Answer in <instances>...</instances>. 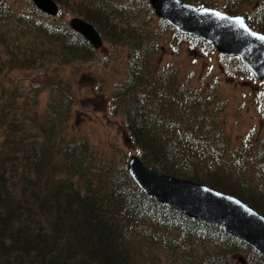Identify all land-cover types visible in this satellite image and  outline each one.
I'll list each match as a JSON object with an SVG mask.
<instances>
[{"label": "trees", "instance_id": "16d2710c", "mask_svg": "<svg viewBox=\"0 0 264 264\" xmlns=\"http://www.w3.org/2000/svg\"><path fill=\"white\" fill-rule=\"evenodd\" d=\"M55 1L59 13L49 16L31 0H0V264H233L242 249L264 264L244 242L145 194L117 147L97 148L70 128L78 82L107 79L108 113L122 118L142 161L264 214L263 134L252 128L235 143L226 126L232 99L213 64L181 74L160 55L185 43L215 53L224 76L264 84L237 57L156 17L148 0ZM182 1L242 14L264 32V0ZM71 16L90 22L103 45L73 31ZM22 72L31 73L28 86ZM239 96L264 122V89Z\"/></svg>", "mask_w": 264, "mask_h": 264}, {"label": "water", "instance_id": "95a60500", "mask_svg": "<svg viewBox=\"0 0 264 264\" xmlns=\"http://www.w3.org/2000/svg\"><path fill=\"white\" fill-rule=\"evenodd\" d=\"M31 1L43 13L57 14L54 0ZM148 1L157 17L165 19L181 33L212 43L225 55H238L253 75L264 82V39H260L264 34L251 30L241 15H229L209 7L198 8L180 0ZM237 21H242L243 27ZM68 24L94 48L102 45L91 23L73 16ZM126 166L135 183L156 201L222 229L264 257V215L240 198L206 184L161 173L143 163L136 154L129 156Z\"/></svg>", "mask_w": 264, "mask_h": 264}, {"label": "rangeland", "instance_id": "374dc122", "mask_svg": "<svg viewBox=\"0 0 264 264\" xmlns=\"http://www.w3.org/2000/svg\"><path fill=\"white\" fill-rule=\"evenodd\" d=\"M247 22V20H246ZM248 23V22H247ZM199 48H187L185 43H181L178 52H171L168 49L162 52L160 55V64L167 61H176L179 66L180 73L186 71L198 72L202 66H208L213 64L214 71L219 74L220 91L226 98H231L233 107L230 113V120L228 122L227 130L232 134L235 143L240 142L244 133L247 130H252L254 133L258 132L261 136H264V122L257 118L252 109L240 108L241 97L239 92L242 91L249 95V91L253 92V89H259L264 87L259 86L255 81L243 82V79L235 81V79L224 76L220 69L217 68L216 56L213 52H198ZM198 54L202 56L198 59ZM196 58V61L193 59ZM96 74V73H95ZM18 76L22 79L21 82L24 86H28L31 76L29 72L19 73ZM106 81V82H105ZM101 80L99 78H82L78 82L80 88V103L72 111V121L70 122V128L73 132L81 133L86 136L87 139L95 145L97 148H105L106 143H110L111 146L117 147V149L125 156V159L129 158L133 152V148L128 143L126 138V130L123 124V120L120 116H111L108 113L106 100L104 97L109 96V89L113 83L109 80ZM239 81V82H238ZM242 81V82H240ZM103 83L108 88L97 90L93 84ZM244 86V87H243ZM105 94V95H100ZM40 105L43 106L46 99V93L41 95ZM264 188V187H263ZM231 256L232 263L240 264L238 258L243 257L245 264H255L250 258L248 250H237ZM163 259V257H161Z\"/></svg>", "mask_w": 264, "mask_h": 264}, {"label": "snow or ice", "instance_id": "6c2138e0", "mask_svg": "<svg viewBox=\"0 0 264 264\" xmlns=\"http://www.w3.org/2000/svg\"><path fill=\"white\" fill-rule=\"evenodd\" d=\"M217 16H219V13H216ZM241 27H243V22L242 21H237ZM260 39H264V37H260Z\"/></svg>", "mask_w": 264, "mask_h": 264}]
</instances>
